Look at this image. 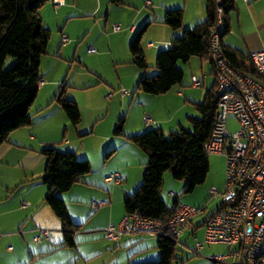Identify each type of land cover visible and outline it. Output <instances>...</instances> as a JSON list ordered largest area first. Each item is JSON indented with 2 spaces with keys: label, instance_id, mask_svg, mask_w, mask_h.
Segmentation results:
<instances>
[{
  "label": "crops",
  "instance_id": "obj_1",
  "mask_svg": "<svg viewBox=\"0 0 264 264\" xmlns=\"http://www.w3.org/2000/svg\"><path fill=\"white\" fill-rule=\"evenodd\" d=\"M198 1L175 0L174 3L166 1L153 12L148 11L147 7L144 8L151 3L150 0L138 2L125 0L124 4L119 6L112 5L110 0H67L66 5L60 7L57 12L54 11L51 3L43 7L40 11L41 17L44 26L51 31V35L54 31H59L62 36L66 32L69 36H65L69 39L71 36L75 41L70 39L68 44L63 45L61 40L57 48L49 42L47 54L41 61L43 84L40 85L38 97L31 109L32 125L13 132L9 142L0 147V264H75L76 261L79 264L82 260L88 262L101 256L103 245L108 250L110 248L108 247L110 245L99 244L102 241L98 239L97 242L86 241L91 247L96 248L93 253L72 254L71 250L78 249L76 240L75 247H62L64 241L62 223L45 202L47 186L42 177L46 170V158L42 150L47 146H53L62 152H75L80 160L89 161L92 171L80 179L75 185L76 189H79L77 185L111 188L108 194L98 196L96 194L91 208L94 210L93 215L100 211L103 216L108 217L101 227L104 239L115 244V250L120 247L129 248L126 251L128 259L111 255L103 264H113L114 261H118V264H147L160 259L158 237L126 235L117 242H112L105 237L104 228L117 227L121 224L126 216L124 198L140 187L147 169L146 154L128 137L157 128H161L165 133L178 130L180 126H184L185 118L180 117L181 113L190 109L188 112L191 114L192 108L189 104H197L201 97L205 99L207 93L216 84L211 60L193 57L189 63L178 65L184 72L183 82L167 94L155 96L137 90L144 74L151 76L157 73L156 61L159 52L169 48L173 38L181 36L185 30L194 28L207 19V2ZM182 4L185 5V8L182 7L183 25L180 30L175 31L163 21L168 11L178 9L183 6ZM136 6L140 9H135ZM111 7L127 9L124 10L127 14L121 19L112 16ZM105 16L104 22L102 18ZM79 19H89V21L94 19L95 24L102 30L93 41L87 42V55L93 60L91 67L84 61L80 62L79 70L77 69L75 76L68 81L70 73H67L68 77L63 78V69L54 72L55 60L62 59L63 51L72 52L73 49L74 57L77 58L79 47L76 43H80L82 38L85 39L89 32L86 31L87 28L76 30L75 26L71 31L64 30L72 21L76 22ZM117 21L121 22L119 23L121 30L114 32L113 26ZM147 22H151V25L143 39L142 48L150 68L144 73L133 64L130 46L137 29ZM132 27L134 30H131ZM91 30L92 28L90 32ZM223 45L235 50L245 59H250L253 52L264 51V0H254L250 6H247L243 0H236L235 9L229 16V29L223 36ZM91 48L96 49L95 54L89 53ZM105 56H109L117 67L118 90L112 87L116 85L95 66V63L100 64ZM193 77L201 80L199 88L193 87ZM69 88L77 90L78 93H73ZM125 88L128 93L123 96L121 90ZM62 91L66 99L80 105L78 106L81 122L75 127L70 123L62 107L55 102V98ZM83 111L86 112L85 116ZM147 114L151 115L153 120L150 124L144 120ZM123 117L125 136H117L114 134V129ZM67 129L70 133L65 137L64 131ZM110 151L113 153L106 158V154ZM217 172L210 179L208 176L206 182L209 179L211 188L216 187L220 190L224 188L226 178L224 171L218 172L221 176ZM114 174L122 179L118 185L105 181ZM66 193L61 195L65 204ZM205 200L206 197L200 201L201 203H197L199 207ZM71 202L74 203L75 199ZM222 203L223 200L219 201V205L212 211L209 210L208 204L205 214L194 218L191 226L180 235V240L181 238L186 240L182 241L185 243H179L181 246L177 244L178 249L181 248L196 257L191 249L195 246L196 240L203 238L206 218L214 214ZM74 210V208L68 209V212L76 223L73 217ZM81 224L83 227L84 223ZM41 229L50 230V238L43 237L38 241L37 237ZM198 230H201V236L198 235ZM79 231L75 234V239ZM191 237H194L195 241L189 245L188 239ZM235 248L236 246L210 244L205 245L201 253L211 257L226 256ZM152 249L153 252H148ZM56 253H64V257ZM232 262L233 258L229 256L225 262H214V264H232Z\"/></svg>",
  "mask_w": 264,
  "mask_h": 264
},
{
  "label": "trees",
  "instance_id": "obj_2",
  "mask_svg": "<svg viewBox=\"0 0 264 264\" xmlns=\"http://www.w3.org/2000/svg\"><path fill=\"white\" fill-rule=\"evenodd\" d=\"M51 0H0V147L9 142L10 135L24 127L32 125L31 109L38 97L43 82L40 72L42 58L47 54L51 31L44 26L40 11ZM125 0H110L115 6ZM207 19L187 29L179 37L172 39L167 49L159 52L156 69L151 76L144 74L137 90L160 96L180 85L184 72L178 66L187 64L193 57L202 60L210 57V33L217 24L216 0H206ZM236 0H223L224 15L229 29V16L235 9ZM184 9L167 12L163 23L173 30L182 28ZM151 22L137 29L130 46L133 64L144 73L150 68L142 48V42ZM225 32V34H226ZM224 34V35H225ZM230 60L243 71L256 76L249 58L245 59L235 50L223 45ZM8 58L13 59L9 69H5ZM75 127L81 122V112L77 103L66 99L62 91L56 98ZM201 113V119L189 117L192 130L180 126L168 135L161 128L150 129L142 134L129 136V140L138 146L147 156V169L140 187L124 198L126 215L139 214L163 223L168 222L180 205L178 196L174 207L170 208L161 198L164 178L167 173L178 181L186 182L183 193H193L205 184L210 174L209 155L206 144L211 140L218 114L216 84L207 93L203 103L195 104ZM125 118H120L114 129L117 136L124 134ZM46 158V170L42 177L47 186L45 202L52 208L62 223L64 241L62 247L76 246L75 234L82 224H76L70 217L61 195L70 191L80 179L92 171L87 160H80L72 151L62 152L53 146L42 150ZM113 151L106 154L109 158ZM222 206V205H221ZM174 236L158 237L160 260L147 264H173L178 251ZM198 256V255H195Z\"/></svg>",
  "mask_w": 264,
  "mask_h": 264
},
{
  "label": "built area",
  "instance_id": "obj_3",
  "mask_svg": "<svg viewBox=\"0 0 264 264\" xmlns=\"http://www.w3.org/2000/svg\"><path fill=\"white\" fill-rule=\"evenodd\" d=\"M67 0H51L54 11L66 5ZM247 6L254 0H243ZM217 24L210 33V57L216 79L218 114L211 140L205 146L207 155H220L226 161V182L222 190L212 187L213 197H221L222 206L204 222V234L191 249L200 255L205 245L223 244L235 250L226 256H212L213 262H225L231 256L232 264H264V51L253 52L250 61L257 78L236 66L224 51L223 36L227 22L223 0H216ZM121 30L120 24L113 31ZM131 30H134L132 27ZM70 39L63 35L62 44ZM95 54L96 49H89ZM43 82L40 84L42 85ZM201 80L193 77V87L199 88ZM125 96L128 91L121 90ZM239 122V129L232 133L228 129L229 117ZM144 120L153 122L151 115ZM107 183L118 185L122 179L111 175ZM96 205V204H95ZM207 208L180 204L173 217L166 223L139 214H128L119 226H110L105 237L117 242L126 235H173L177 239L190 227L194 218L205 214ZM37 240L50 238L51 231L41 229ZM1 235V232H0ZM178 243V242H177Z\"/></svg>",
  "mask_w": 264,
  "mask_h": 264
},
{
  "label": "rangeland",
  "instance_id": "obj_4",
  "mask_svg": "<svg viewBox=\"0 0 264 264\" xmlns=\"http://www.w3.org/2000/svg\"><path fill=\"white\" fill-rule=\"evenodd\" d=\"M135 2H138L140 0H133ZM151 3L147 4L144 8H146L148 11L153 12L155 11L162 2H175V0H150ZM200 1V0H199ZM198 1V2H199ZM202 1V0H201ZM204 2H206V0H203ZM183 6L178 7V8H185V5L182 4ZM123 8V7H120ZM140 9L137 6L135 7V9ZM197 9V7H196ZM127 9H117L114 7H111V15L115 16L117 18H123L125 16V14H127V11H124ZM191 10V9H190ZM186 17V16H185ZM105 22L106 20V16L104 18H102ZM96 20H91L89 21V19H79L76 22L72 21L66 28L64 31H66V29H68L69 31L73 30V26H75L76 30H81L84 28H87L86 31H88V35L86 36L85 39H81L80 43H76V46L79 47L78 53H77V58L74 57V49L72 50V52H67V51H63L62 53V59H70V60H62V59H56V69L54 70L55 73L58 72V69H63V78L68 77L67 73L69 74V79L71 80L75 74L77 69L79 70L80 67V62L82 63L83 61L85 62V64L89 65V67H91V61L89 58V55H87L88 51V45L87 42L88 41H93V39H95L97 36H99V32L102 30L100 29L99 25H96L95 22ZM117 24L121 23L120 21L116 22ZM92 28L91 32L90 29ZM86 31L84 33H86ZM65 35H68V33L65 32ZM70 39L71 36H70ZM61 40H62V34L59 31H54L52 32L51 35V39H50V45L53 44L52 46H56L59 47V45L61 44ZM74 40V39H72ZM75 41V40H74ZM95 48L98 49V47H96L94 45ZM106 48V46L104 47ZM98 51H100L98 49ZM71 56V58H66ZM74 59H76V61H73ZM13 64V59L12 58H8V60L6 61V65H5V69H9ZM183 63L180 62V66ZM74 65V66H73ZM95 66L98 70H100L107 79H109L110 81H112L116 86H112L113 88H115L116 90L119 89V84H118V77H117V67L113 64L111 58L109 56H105V58H103L101 60L100 64L95 63ZM120 68V67H119ZM119 71V70H118ZM40 72H41V66H40ZM197 76L199 77V73L197 74ZM68 90V89H67ZM70 91H72L73 93H78L77 90L75 89H70ZM126 90V88H125ZM113 91V90H112ZM204 101V97H201L200 102H197V104L203 103ZM79 105V104H78ZM80 106V105H79ZM189 106L192 108V112L191 114H189V110L187 112H182L181 113V118H185L184 121V128L187 130H192V125L189 121V119L187 117H192L195 119H201V113L196 109L195 104H189ZM83 115H86V112L83 111ZM228 129L230 132L234 133L239 129V122L236 119L235 116L231 115L229 117V121H228ZM179 129V128H178ZM70 133V130H65L64 131V135H66L65 137H67V135ZM166 135H168L169 133H165ZM210 160V174H209V179L211 178V176L216 173V171L218 172H222L224 171L225 173V178H226V161L225 158L223 156L220 155H210L209 157ZM217 172V173H218ZM221 173V174H222ZM219 174V173H218ZM216 175V174H215ZM220 175V174H219ZM221 176V175H220ZM209 179L208 181L203 184L198 186L195 191L193 193H183V190L186 187V182L183 181H178L175 180L171 174L167 173L165 175L164 178V186L162 188L161 191V198L163 199V201L170 207L173 208L174 207V202L176 197L178 196L179 202L182 205H186V206H194L197 205L196 207H199V205L197 203H201L200 201H202L204 199V197L207 198V200H205L204 204H200V207L203 206H207L209 204V210L212 211L215 209V207L217 205H219V201L222 200V198L220 197L219 199H215V197L212 196V194H210V188L211 185L209 184ZM226 182V181H225ZM79 187V189L73 188V190H71L69 193H66L65 197H66V205L68 207V209H72L74 208V220L76 221V224H83L82 229L79 231V233L76 235V241L78 243V249L75 250H71L70 252H72V254H76L78 255L79 252H84V254H88V253H93L95 251V247H91L90 244L88 242L94 240L97 242V239L102 241L99 242V244H106V245H110L108 248L103 245L104 248H101V251H103V254L93 260H82L79 264H103V262L105 261L106 258H108L111 255H114V257L116 258H120V259H128V252H126L129 248L124 249V248H119L117 250L114 249V245L110 243L109 241H106L104 239V232H102L101 227L106 223L108 217L107 216H103L102 213H100V211H98L99 213H97L96 215H93V209L91 208V204L95 195L97 194H108V190L109 192L111 191V188H99V187H89V186H82L80 187V185H77ZM107 189V190H106ZM222 190V189H220ZM173 193V194H171ZM70 194H74L75 196H71ZM68 196H71V198L74 200L75 202L72 203V199L69 198ZM71 211V210H70ZM93 215V216H91ZM104 230H106V228H104ZM103 230V231H104ZM91 231V233L89 232ZM198 235L201 236L202 232L201 230L197 231ZM92 237V238H91ZM180 237V236H179ZM154 238H157L156 236ZM185 238H181V240L178 238L177 242L178 244L182 241H185ZM88 241V242H86ZM189 241V245L193 244L194 237H191L188 239ZM86 242V243H85ZM185 243V242H182ZM180 245V244H179ZM181 246V245H180ZM154 250L152 249L151 251L148 252H153ZM69 252V251H68ZM78 252V253H77ZM110 253V255H109ZM58 254V256H63L64 257V253H56ZM83 254V255H84ZM127 254V256H126ZM143 254V253H142ZM139 255V254H138ZM176 259L173 261V264H214V262L210 261L208 258H210L211 256H207L206 254H202L200 253L199 256L193 257L189 252H185L183 251L181 248L178 249L177 253H176ZM80 257V254L78 256V258ZM160 260V259H159ZM158 260V261H159ZM75 264H78L77 261L75 262ZM113 264H118V261H114Z\"/></svg>",
  "mask_w": 264,
  "mask_h": 264
}]
</instances>
